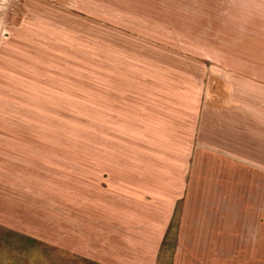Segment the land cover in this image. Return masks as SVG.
I'll list each match as a JSON object with an SVG mask.
<instances>
[{
    "label": "rangeland",
    "instance_id": "obj_1",
    "mask_svg": "<svg viewBox=\"0 0 264 264\" xmlns=\"http://www.w3.org/2000/svg\"><path fill=\"white\" fill-rule=\"evenodd\" d=\"M250 40L262 59L264 0H0L2 175L50 196L35 200L49 220L33 239L0 231V264H58L44 245L57 244L59 194L68 210L104 184L108 154L136 131L121 106L140 85L201 72L198 59L232 72ZM257 208L264 250V200Z\"/></svg>",
    "mask_w": 264,
    "mask_h": 264
},
{
    "label": "crops",
    "instance_id": "obj_2",
    "mask_svg": "<svg viewBox=\"0 0 264 264\" xmlns=\"http://www.w3.org/2000/svg\"><path fill=\"white\" fill-rule=\"evenodd\" d=\"M250 41L232 72L198 59L202 73L186 66L154 77L122 103L136 131L108 154L104 184L92 182L89 199L68 200V210L65 195L57 199V244L44 247L58 264L264 262V56ZM2 172L0 231L33 239L35 222L49 220L35 200L49 192Z\"/></svg>",
    "mask_w": 264,
    "mask_h": 264
}]
</instances>
